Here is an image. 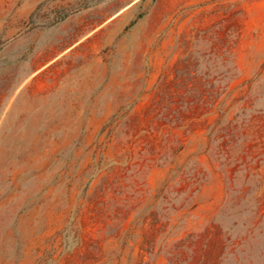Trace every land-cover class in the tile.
Here are the masks:
<instances>
[{
    "label": "rangeland",
    "instance_id": "rangeland-1",
    "mask_svg": "<svg viewBox=\"0 0 264 264\" xmlns=\"http://www.w3.org/2000/svg\"><path fill=\"white\" fill-rule=\"evenodd\" d=\"M25 2L0 63L60 31L66 93L1 150L0 264H264V0Z\"/></svg>",
    "mask_w": 264,
    "mask_h": 264
},
{
    "label": "crops",
    "instance_id": "crops-1",
    "mask_svg": "<svg viewBox=\"0 0 264 264\" xmlns=\"http://www.w3.org/2000/svg\"><path fill=\"white\" fill-rule=\"evenodd\" d=\"M25 3L35 6V0ZM64 41L60 31L38 28L17 40L16 54L11 48L3 53L8 60L0 63V153L39 145L41 133L50 132V119L54 128L55 104L65 95L66 83L51 77V71L70 49Z\"/></svg>",
    "mask_w": 264,
    "mask_h": 264
}]
</instances>
